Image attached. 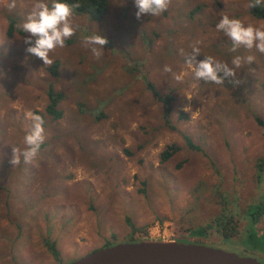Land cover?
Here are the masks:
<instances>
[{"label": "rangeland", "instance_id": "1", "mask_svg": "<svg viewBox=\"0 0 264 264\" xmlns=\"http://www.w3.org/2000/svg\"><path fill=\"white\" fill-rule=\"evenodd\" d=\"M10 2L0 0V264H62L84 256L109 240H124L130 232L125 215L147 226L151 237L175 239L186 228L207 225L225 204L226 211L247 217L238 221V233L225 239L213 229L188 242L264 263V235L253 239L260 234L247 215L264 208V175L255 166L264 155V131L254 119H264V54L236 51L255 57L237 70L238 84L198 80L186 64L197 41V60L211 55L230 64L231 41L215 25L222 14L264 25L245 7L249 0H171L159 16L139 19L134 0H107L97 16L73 13L76 34L50 53L56 74L49 70L53 63L44 65L26 51L30 34L18 27L39 0H16L11 10ZM96 32L108 40L100 58L82 44ZM165 65L172 72L165 73ZM147 81L173 97L176 130L164 123ZM50 87L64 94L59 119L45 111ZM34 109L44 116L45 140L33 163L21 157L13 166L12 149L26 147L33 124L26 113ZM184 134L201 150L190 149ZM171 143L181 149L161 162ZM143 180L145 193L139 191ZM212 187L229 192L225 204ZM258 227L264 229V214ZM47 238L58 258L44 244Z\"/></svg>", "mask_w": 264, "mask_h": 264}, {"label": "clouds", "instance_id": "2", "mask_svg": "<svg viewBox=\"0 0 264 264\" xmlns=\"http://www.w3.org/2000/svg\"><path fill=\"white\" fill-rule=\"evenodd\" d=\"M134 2L138 19L144 14L159 16L171 4V0H134ZM260 5H264V0H249L245 7L254 8ZM7 7L10 10L14 9L16 0H11ZM78 7L79 4H70L67 0H51L50 4L44 2V0H39L35 3L25 22L18 25L24 33L30 34L25 38V43L28 45L26 51L42 60L44 65H51L53 60L50 58V53L58 47L63 48L65 41L76 34L79 26L73 25L71 17L73 10ZM215 28L217 32L223 33L231 41L230 51L236 52L242 47L248 50L255 48L258 52L264 54V25H245L238 18L222 14V18L218 20ZM32 37H35L34 43ZM107 43V38L99 32L82 38L83 46L90 48L96 58L103 55L104 46ZM199 43V41L196 42V44ZM196 44L192 46L191 53L186 56V64L193 69L196 79L205 82L224 85L226 78H232L231 82L238 84L240 81L235 78L237 70L244 64H251L255 60L252 55L246 57L236 55L232 58L230 64L211 55L205 56L202 60H197V56L201 51ZM163 71L169 73L172 72V68L165 65ZM175 79L181 80L182 76L176 75ZM186 95L189 100L192 98L190 94ZM185 110L187 111L188 108L186 107ZM26 116L33 121L32 128L24 137L26 147L23 150L19 148L12 149L13 155L10 163L13 166L21 163V157L25 164L33 163L41 144L45 140L43 117L32 112L26 113Z\"/></svg>", "mask_w": 264, "mask_h": 264}, {"label": "trees", "instance_id": "3", "mask_svg": "<svg viewBox=\"0 0 264 264\" xmlns=\"http://www.w3.org/2000/svg\"><path fill=\"white\" fill-rule=\"evenodd\" d=\"M67 2L70 4H79V7L73 10L74 14L75 13L76 14L90 13L93 16H97L105 12L108 6L107 0H67ZM48 3L50 4L51 0H49ZM249 12L252 17L254 16L256 18H264V5H260L254 8H249ZM10 22L12 23V19L10 20ZM7 33L9 34V36H12V33H13L12 26L9 27ZM231 47H232V44H230L227 51H230ZM239 53L240 52L238 53L232 52V56L239 55ZM57 65H58V62L56 60L51 65V67H49V70L54 74L57 73L56 71ZM146 87L151 91V94L156 98L159 104V108H160L164 123L170 127V130H176L177 127L170 118L171 110H172L171 100L173 97L168 93H162L153 82L147 81ZM63 96L64 94L61 91L53 90V88L51 87L48 89V92H47L48 103L45 106V111L49 116H52L54 119H59L62 117L63 113H62V110L59 108V102L61 101ZM33 113L41 115L44 119V116L40 111L34 109ZM180 113H181L182 118L188 119L189 116L186 113L184 112H180ZM96 117L98 118L99 115L97 114ZM254 119L257 122V124H259L263 128V131H264V119L257 115L254 116ZM183 137L185 139L187 146L190 149L198 150V151L201 150V146L196 144L188 134H184ZM144 146L145 144H140L138 149H142ZM180 149H181V146L178 145L177 143L168 144L166 148H164L160 153L161 162H165L166 160H168L171 156H173ZM263 149H264V132H263ZM125 152L129 156H132L135 151H132L129 148H125ZM255 166H256L257 174L260 177L263 176L264 175V155L258 158ZM141 183H142V186L139 188V191H141L142 193H145L147 180H143L141 181ZM212 194L220 197V199L222 200H219V201L224 202L225 204L224 198H225V195H229V192L221 191L220 187H212ZM225 207H226V204L220 213L214 215L211 218V220L207 223V225H203V226L198 225L197 227L192 228V229L186 228L185 230H183L184 232L183 231L178 232V234H176L175 239H178L179 241H182V242L186 240L185 242H188V239L190 237H193L195 239H198L199 237H202V236L208 237V235H210V231L213 229L215 231H218L221 237L225 239L233 237L235 234L238 233V229L236 227H237V224L240 223L239 221L240 218L241 220H245V218L247 217L245 214H243L241 217H240L241 214L235 215L233 214L234 211L232 210L226 211ZM263 214H264V208H261V207H255L253 211L247 214L249 216L250 222L253 223L255 226H257L258 234H260L259 237H256L253 239L261 238L264 235V231H263L264 229L258 227V223ZM125 220L130 227V232L126 235L125 239L118 241L117 239L114 238V240H109L103 243L101 246L112 245L117 242H123V241H138L142 237L149 236L147 226H135L132 222V219L128 215H125ZM112 236L115 237L113 234ZM253 239H251V241ZM44 244L47 246L49 253L53 257L55 258L59 257V251L54 241L51 242L50 239L47 238ZM254 248L256 249L257 247H254ZM95 249L96 248L92 249V251ZM242 252L250 253L247 251H242ZM263 253H264V250H261L260 254L263 255Z\"/></svg>", "mask_w": 264, "mask_h": 264}, {"label": "water", "instance_id": "4", "mask_svg": "<svg viewBox=\"0 0 264 264\" xmlns=\"http://www.w3.org/2000/svg\"><path fill=\"white\" fill-rule=\"evenodd\" d=\"M62 264H264L253 256L163 237L100 246Z\"/></svg>", "mask_w": 264, "mask_h": 264}, {"label": "flooded vegetation", "instance_id": "5", "mask_svg": "<svg viewBox=\"0 0 264 264\" xmlns=\"http://www.w3.org/2000/svg\"><path fill=\"white\" fill-rule=\"evenodd\" d=\"M176 240H178V239H176ZM179 241V240H178Z\"/></svg>", "mask_w": 264, "mask_h": 264}]
</instances>
